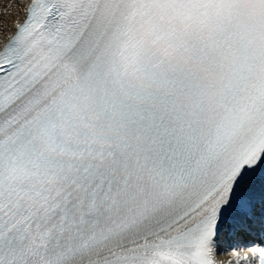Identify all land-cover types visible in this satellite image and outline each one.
<instances>
[{"label":"snow or ice","instance_id":"6c2138e0","mask_svg":"<svg viewBox=\"0 0 264 264\" xmlns=\"http://www.w3.org/2000/svg\"><path fill=\"white\" fill-rule=\"evenodd\" d=\"M18 6L0 264H264V0Z\"/></svg>","mask_w":264,"mask_h":264},{"label":"bare ground","instance_id":"6f19581e","mask_svg":"<svg viewBox=\"0 0 264 264\" xmlns=\"http://www.w3.org/2000/svg\"><path fill=\"white\" fill-rule=\"evenodd\" d=\"M20 14L21 8L18 6V0H12L10 5H0V33H3L5 29H9ZM220 258L226 260L229 257L227 253H222Z\"/></svg>","mask_w":264,"mask_h":264},{"label":"rangeland","instance_id":"374dc122","mask_svg":"<svg viewBox=\"0 0 264 264\" xmlns=\"http://www.w3.org/2000/svg\"><path fill=\"white\" fill-rule=\"evenodd\" d=\"M10 5L12 4V0H0V5Z\"/></svg>","mask_w":264,"mask_h":264}]
</instances>
